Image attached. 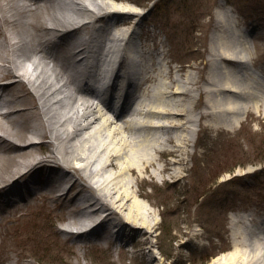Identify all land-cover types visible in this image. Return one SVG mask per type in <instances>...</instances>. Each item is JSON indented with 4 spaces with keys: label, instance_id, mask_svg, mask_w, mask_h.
I'll return each instance as SVG.
<instances>
[{
    "label": "bare ground",
    "instance_id": "6f19581e",
    "mask_svg": "<svg viewBox=\"0 0 264 264\" xmlns=\"http://www.w3.org/2000/svg\"><path fill=\"white\" fill-rule=\"evenodd\" d=\"M0 14L7 26L0 27V224L21 218L42 192L40 196L62 205L69 217H79L66 224L80 229L75 233L79 242L90 241L83 236L101 226L105 234L98 239L114 244L126 232L141 249L154 227L139 200L146 198L141 188L156 185V178L162 184L186 182L188 163L197 156L190 149L199 144L202 133H235L242 115L264 116V80L249 73L243 60L247 56L253 62L251 52L259 50L255 40L260 35L252 37L250 52L246 39L251 31L238 35L237 23L227 13H217L214 19L212 53L204 63L208 72L198 64L173 67L163 44L160 49L159 44L150 48L140 42L125 49L137 26L131 17L139 14L127 5L108 0H0ZM102 20L105 27H96ZM223 31L231 36L219 38ZM187 68L196 72L187 75L183 85L177 74L182 76ZM92 70L96 81L106 86L103 99L95 90L85 99L76 84ZM259 72L264 77V66ZM113 98L121 105L119 112L110 106ZM21 127H27V133ZM43 138L51 140L50 154L35 161V141ZM54 169L65 174L57 177ZM110 169L114 175L106 174ZM125 174L133 176L138 190L122 181ZM66 177L72 179L70 186L53 194ZM19 184L38 187L21 193ZM11 196L23 198V203ZM98 212L101 220L90 223ZM113 227L117 235L109 239ZM228 229L230 250L212 264H264V219L235 216ZM23 257L16 255L13 264H27Z\"/></svg>",
    "mask_w": 264,
    "mask_h": 264
},
{
    "label": "rangeland",
    "instance_id": "374dc122",
    "mask_svg": "<svg viewBox=\"0 0 264 264\" xmlns=\"http://www.w3.org/2000/svg\"><path fill=\"white\" fill-rule=\"evenodd\" d=\"M108 1L115 5H127L134 12L144 11L141 16L131 17V21L137 22L136 29L140 32L139 37L132 39L133 44L143 42L153 48L155 43L159 44L160 49L163 44L173 67L198 64L206 72L205 58L206 55L210 57L213 46V43L210 44L213 14L216 8H222L237 23L238 35H244L246 30L251 31L246 39L250 52L254 50L250 42L252 37L260 35L255 40L259 50L251 52V56L255 65L259 68L264 66V0H154L153 6L149 2L151 0ZM220 2L223 3L222 7H218ZM117 17H112L113 21ZM105 25L104 20L99 22L100 27ZM0 27L3 30L7 27L2 23L1 14ZM228 36H231L230 32L223 31L219 38ZM1 46L4 47L0 37ZM145 48L141 52L139 50L138 54H144ZM151 53L154 54L153 51ZM18 61L23 63L20 57ZM195 72L187 68L182 76L177 74L181 84L186 85V76ZM80 94L88 99L87 92L80 90ZM192 94L197 96L196 92ZM253 115V118L245 116L239 131L235 133L216 136L210 132L202 133L199 144L190 149L197 156L196 161L188 163L191 170L185 178L186 182L172 183L169 180L168 184H162L156 178V185L147 183L141 188L146 198L139 197V200L148 215L151 214L147 217L154 226L148 236L150 242L142 250L126 232L124 237L122 231L118 232L122 238L114 244L98 239L99 235L105 234L101 226L83 236L90 241L83 239L79 242L75 239L77 234L61 231L65 222L79 217H69L62 205L49 203L48 199L40 196L41 192L32 200L34 205L22 212L21 218L8 219L0 224V261L13 264L16 255L21 254L27 264H212L215 258L230 250L228 228L232 217L238 216L245 221L251 214L258 220L264 219V116ZM193 128L198 126L194 125ZM27 131V127H21L22 133ZM35 142L34 160L49 156L51 140L43 138ZM67 150L65 156L69 157L73 153L72 148ZM248 168L254 169L245 172ZM114 173V169L106 172L110 176ZM53 174L58 177L65 173L54 169ZM71 181L66 177L53 194L63 192ZM122 181L133 185L132 190H138L133 176L125 174ZM18 187L21 193L25 190L32 193L38 185L24 188L19 184ZM94 195L98 198L97 193ZM11 198L16 200L18 197ZM17 201L19 205L23 203L19 199ZM124 202L120 201L121 205ZM73 203L76 206L79 201ZM101 215V212L96 213L89 222H98ZM112 229V233L117 230ZM35 236L38 237L36 240ZM83 245L85 248L79 247ZM121 246L123 248L119 249ZM122 249L127 253L121 252Z\"/></svg>",
    "mask_w": 264,
    "mask_h": 264
}]
</instances>
